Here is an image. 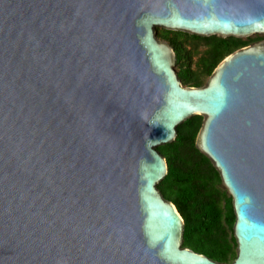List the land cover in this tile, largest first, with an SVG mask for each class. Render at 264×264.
<instances>
[{
    "label": "water",
    "instance_id": "obj_1",
    "mask_svg": "<svg viewBox=\"0 0 264 264\" xmlns=\"http://www.w3.org/2000/svg\"><path fill=\"white\" fill-rule=\"evenodd\" d=\"M264 35V0H0V264H225L183 246L158 147L197 148L264 264V39L186 87L156 29Z\"/></svg>",
    "mask_w": 264,
    "mask_h": 264
},
{
    "label": "trees",
    "instance_id": "obj_2",
    "mask_svg": "<svg viewBox=\"0 0 264 264\" xmlns=\"http://www.w3.org/2000/svg\"><path fill=\"white\" fill-rule=\"evenodd\" d=\"M158 37L175 49L179 77L186 87H203L205 79L227 56L264 39L201 37L167 29ZM183 37L207 46L195 69L192 67L193 54ZM203 122V116H193L178 127L173 143L158 147L168 163V174L158 188L176 205L184 219L183 246L217 262L230 264L238 256L237 242L232 234L236 221L233 199L227 195L220 173L211 160L197 148Z\"/></svg>",
    "mask_w": 264,
    "mask_h": 264
},
{
    "label": "rangeland",
    "instance_id": "obj_3",
    "mask_svg": "<svg viewBox=\"0 0 264 264\" xmlns=\"http://www.w3.org/2000/svg\"><path fill=\"white\" fill-rule=\"evenodd\" d=\"M163 28H157L156 29V32H157V35L162 33L163 32ZM256 37H259V38H263L264 35H253L249 38H256ZM184 41H185V45L186 47L192 52L193 54V59H194V63L192 65L193 69L196 68V62L199 60V58L204 54V52L207 50V46L205 43H197V41H191L190 39H188L187 37H183ZM244 39H248V38H244ZM176 70L179 71V66L176 65ZM210 78V77H209ZM209 78H206L205 81H206V84L209 80ZM227 195L229 196V194L227 193ZM232 234H234V232L232 231Z\"/></svg>",
    "mask_w": 264,
    "mask_h": 264
}]
</instances>
